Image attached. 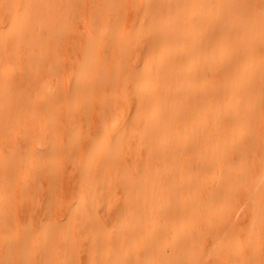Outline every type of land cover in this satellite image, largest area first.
Segmentation results:
<instances>
[{
    "label": "bare ground",
    "instance_id": "obj_1",
    "mask_svg": "<svg viewBox=\"0 0 264 264\" xmlns=\"http://www.w3.org/2000/svg\"><path fill=\"white\" fill-rule=\"evenodd\" d=\"M0 264H264V0H0Z\"/></svg>",
    "mask_w": 264,
    "mask_h": 264
},
{
    "label": "rangeland",
    "instance_id": "obj_2",
    "mask_svg": "<svg viewBox=\"0 0 264 264\" xmlns=\"http://www.w3.org/2000/svg\"><path fill=\"white\" fill-rule=\"evenodd\" d=\"M101 5L102 6H105V3H101ZM210 34H212V33H210ZM243 37H244L245 40L248 39V37L246 36V34H244ZM147 38H148V35L144 38V43L146 42L145 40ZM71 42H73V41H71ZM55 43H56L55 45H56L57 50L60 51V49H62V43H61V39H60L59 36L56 38V42ZM130 49H131V47H130ZM125 50L128 51L129 50V47L127 49H125ZM90 119H91V117H90ZM90 121L91 120H89V126L90 127L89 126L88 127L91 129L93 127V123H92V121L91 122ZM75 123H76V121H75ZM80 136L82 138H87V134L86 133H84V135L81 133ZM20 140L22 141V142L21 141L20 142L23 143L25 139L24 138H20ZM64 173H65L64 170H62V171L59 170L57 174L61 175V174H64ZM58 194H59V196H58ZM51 196H52V199H51V203H50L51 205L49 206L48 216H49V218L54 219V218L58 217L59 214L61 213V209L59 208V207H61V205L59 204V202H61L62 201V198H63V193H62L61 188L55 187L54 190H53V194ZM57 196L59 197V199H56V198H58ZM100 199L101 198L99 197L97 200H100ZM52 208L55 209V212H54V210ZM241 212H242V208L238 211V214H240Z\"/></svg>",
    "mask_w": 264,
    "mask_h": 264
}]
</instances>
